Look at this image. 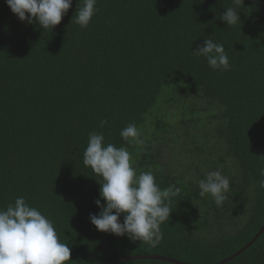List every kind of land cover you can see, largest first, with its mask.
Returning a JSON list of instances; mask_svg holds the SVG:
<instances>
[{
    "label": "trees",
    "instance_id": "16d2710c",
    "mask_svg": "<svg viewBox=\"0 0 264 264\" xmlns=\"http://www.w3.org/2000/svg\"><path fill=\"white\" fill-rule=\"evenodd\" d=\"M78 6L50 31L0 0V209L18 196L38 208L71 248L67 264L145 254L209 264L233 254L264 225V0H243L236 26L220 19L232 0H97L86 28ZM206 38L224 45L230 70L193 54ZM128 124L143 149L120 136ZM93 131L126 147L162 190L180 189L156 247L91 223L102 182L83 164ZM211 170L231 181L223 207L199 194ZM223 264H264V232Z\"/></svg>",
    "mask_w": 264,
    "mask_h": 264
},
{
    "label": "clouds",
    "instance_id": "9594fccd",
    "mask_svg": "<svg viewBox=\"0 0 264 264\" xmlns=\"http://www.w3.org/2000/svg\"><path fill=\"white\" fill-rule=\"evenodd\" d=\"M5 2L20 21L38 22L43 30L52 31L68 14L73 0ZM232 2L234 6L225 8L220 16L228 26L241 22L238 8L243 5V0ZM96 5L97 0H79L75 22L82 28L88 27L98 11ZM193 54L204 57L213 70L228 71L231 68L224 45L210 38L193 50ZM106 123L102 120L101 126ZM120 136L128 145L145 147V140L135 124H128L120 131ZM83 164L102 178V182L99 180L100 198L95 200L100 211L89 214L96 229L117 236L127 235L131 240L144 242L150 247L159 245L163 239L160 226L169 221L172 198L180 189L170 186L162 190L152 171H138L128 149L105 143L102 132L89 133ZM260 175L264 177V169ZM198 186L201 197L210 195L217 207H223L231 181L220 170H211L206 172ZM258 187L264 189V178ZM71 255V248L59 239L53 221L23 196L16 197L6 209H0V264H67L72 260Z\"/></svg>",
    "mask_w": 264,
    "mask_h": 264
},
{
    "label": "water",
    "instance_id": "95a60500",
    "mask_svg": "<svg viewBox=\"0 0 264 264\" xmlns=\"http://www.w3.org/2000/svg\"><path fill=\"white\" fill-rule=\"evenodd\" d=\"M263 232H264V225L259 230V232L255 235V237L252 240H250L246 245L241 247L239 250H237L233 254L227 256L226 258H224V259H222L220 261L209 263V264H223V263H226L227 261L233 259L237 255H239L240 253L245 251L249 246H251ZM139 258L162 259V260L170 261V262H173V263H176V264H195V263H187V262H184V261H181L179 259L172 258V257H166V256H160V255H154V254L123 256V257H120V258L111 259V260H108V261H105V262H101V263H98V264H112V263L119 262V261L133 260V259H139Z\"/></svg>",
    "mask_w": 264,
    "mask_h": 264
}]
</instances>
